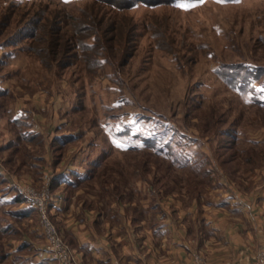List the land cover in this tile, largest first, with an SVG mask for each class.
<instances>
[{"label":"rangeland","instance_id":"374dc122","mask_svg":"<svg viewBox=\"0 0 264 264\" xmlns=\"http://www.w3.org/2000/svg\"><path fill=\"white\" fill-rule=\"evenodd\" d=\"M134 1L0 0L1 254L22 234L47 243L19 183L48 189L70 264L78 249L69 213L89 238L112 241L114 225L131 231L134 243L125 241L137 250L158 254L162 239L147 228L170 222L193 260L200 253L212 264L205 245L225 232L212 219L246 220L243 205L263 203L264 0ZM55 37L73 58L53 74L31 49ZM95 38L92 49L76 44ZM245 63L261 72L241 69L233 80L225 67ZM29 122L35 136L23 134ZM71 169L86 175L54 181Z\"/></svg>","mask_w":264,"mask_h":264},{"label":"crops","instance_id":"0c3cea01","mask_svg":"<svg viewBox=\"0 0 264 264\" xmlns=\"http://www.w3.org/2000/svg\"><path fill=\"white\" fill-rule=\"evenodd\" d=\"M262 194V204L253 207L249 204L243 205L246 220L238 218L229 221L222 218L223 220L220 219V222H216L215 218L214 221L212 219L213 228L217 230L214 232L216 234L220 230L225 232L220 235L222 239L220 243L215 244V246L213 244L205 245L210 263L213 264L215 260L220 258L243 263L255 260L259 247L264 243V193ZM64 207L66 208V205ZM249 210L251 212L255 211L254 214L251 213L254 219H251L250 214H247ZM69 214L65 216L67 218V220H64L66 222L65 226L70 231L73 239L76 238L73 241L78 249L76 262L73 264H195L192 256L193 249L187 243V239H184L182 232L175 229L170 222H166V225L164 223H162L163 225L159 224L153 229L147 228L149 237L162 239L161 254H158V250L152 252L137 250V248L126 242L134 243L131 231L128 229L127 232L120 233L113 224L110 230L112 241L101 235L89 238L90 235L80 228L82 223L79 228L76 227V223L74 226L73 221H71L72 216ZM83 222L85 223V221ZM72 224L73 226H71ZM20 231L22 232V230ZM93 238H96V240ZM8 241L9 243L13 242L14 246L9 247L8 245L7 247L11 249L7 253H0V261L5 259V262H0V264H62L43 251L44 240L42 242L34 236L29 237L22 234L21 238L14 240L12 238ZM121 242H123V245L119 246ZM24 243H28L31 252H26L27 246L25 247ZM216 245L221 246L216 247Z\"/></svg>","mask_w":264,"mask_h":264},{"label":"trees","instance_id":"16d2710c","mask_svg":"<svg viewBox=\"0 0 264 264\" xmlns=\"http://www.w3.org/2000/svg\"><path fill=\"white\" fill-rule=\"evenodd\" d=\"M135 1H138V0H135ZM134 1V3H135ZM99 28V27H98ZM97 28V30H98ZM37 35V29H36V32L34 33V36ZM39 37L40 36H43V35H38ZM37 36V37H38ZM96 37V36H95ZM48 40V41H47ZM46 41L48 42L47 45H43V46H35L33 47V49H31L32 52L38 54L39 56H41V61L44 65L48 66V70H51V72L53 74H55V66H63L64 68L65 67H69L71 64H72V58L73 56L71 57H67V52H69V50L71 49V44H68L66 43L67 45H70L69 48L68 46L64 43V42H58L56 40V37L53 39L49 38V39H46ZM45 41V42H46ZM79 44V45H87L88 47H92L94 45H97L99 43V39L96 40L95 38V41L94 42H86L84 39L81 40L80 42H76V44ZM88 43V44H87ZM88 58V57H87ZM96 61H101V62H105L106 60L105 59H99L97 58ZM244 67V68H243ZM242 67V65H238V66H226L225 68H230V71L233 73V80H239L241 79L239 76V72L241 71V69H244L246 70L247 73H252V71L255 73V74H259L261 72V68L259 66H257L256 64L254 63H245L244 66ZM223 68V69H225ZM217 69V68H216ZM218 69H221V67H219ZM52 74V75H53ZM226 76V75H224ZM242 76L244 77V73H242ZM230 79V80H229ZM229 79H226V81H231L232 79L229 78ZM253 80L252 81H249L248 83H244L243 85H241L242 87H245V91H252L254 89L253 87ZM229 83V82H228ZM232 85L233 86H238V83L237 82H233L231 81ZM15 119H20V118H15ZM22 119V118H21ZM23 120V119H22ZM34 125L31 124L29 122V128L27 129H24L23 130V134H26V135H29V134H35L37 133V130H36V126L33 127ZM67 136V135H66ZM69 136V135H68ZM67 136V137H68ZM58 137V136H57ZM63 139V138H62ZM86 174H82L81 171L77 170H69L68 173H60V174H57L54 178V181L55 182H65V184H72V183H76V181L78 180H81V178L83 179L85 177ZM75 176V177H74ZM1 200H3L2 198H0V202H2ZM13 202H18L19 201V197H16L15 199L12 200ZM2 204V203H0ZM18 214L21 215L22 212L18 211L16 212ZM23 215V214H22ZM7 226H5L3 229L6 231V228ZM14 231H17L18 232V229L16 228V230ZM2 242H0L1 244ZM24 246H29L28 243H24Z\"/></svg>","mask_w":264,"mask_h":264},{"label":"built area","instance_id":"2783aa9c","mask_svg":"<svg viewBox=\"0 0 264 264\" xmlns=\"http://www.w3.org/2000/svg\"><path fill=\"white\" fill-rule=\"evenodd\" d=\"M18 190L24 194L33 204L40 209L42 214V223L46 233L47 243L44 246L45 252L54 260L61 262L62 264H70L73 260L71 250H69L60 235L53 222L50 220L47 214V197L48 189L39 193L34 187L28 185L18 184ZM195 264H208L207 259L203 254H194ZM216 264H264V243L259 247L255 260L248 263L243 262H218Z\"/></svg>","mask_w":264,"mask_h":264},{"label":"snow or ice","instance_id":"6c2138e0","mask_svg":"<svg viewBox=\"0 0 264 264\" xmlns=\"http://www.w3.org/2000/svg\"><path fill=\"white\" fill-rule=\"evenodd\" d=\"M180 6H182V7H183L184 5H180Z\"/></svg>","mask_w":264,"mask_h":264}]
</instances>
